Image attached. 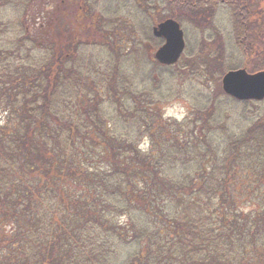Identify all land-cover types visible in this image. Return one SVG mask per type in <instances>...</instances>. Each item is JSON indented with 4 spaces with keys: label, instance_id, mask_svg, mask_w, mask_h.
I'll use <instances>...</instances> for the list:
<instances>
[{
    "label": "trees",
    "instance_id": "trees-1",
    "mask_svg": "<svg viewBox=\"0 0 264 264\" xmlns=\"http://www.w3.org/2000/svg\"><path fill=\"white\" fill-rule=\"evenodd\" d=\"M131 1L144 15H125L132 23L140 18L141 40L156 48L162 39L147 23L156 19L155 6L164 12L155 24L172 18L181 26L182 16L208 22L226 5L238 55L230 47L223 56L222 42L211 63L213 51L201 37L202 48L190 57L183 52L173 65L147 52L144 66L154 65L148 80L156 68L168 74L166 81L157 76L169 88L163 99L129 81L121 91L114 77L99 88L84 78L89 68L75 63V53L109 46L118 68V48L134 44L120 30L110 35L91 1L0 0V12L12 6L18 18L15 25L0 19V264H264V115L240 114L238 130L215 143L220 126L209 123L222 118L224 103L253 104L224 94L219 83L230 69H264L257 47L264 0ZM175 76L198 86L215 78L213 106L203 112L209 121L184 126L164 116L162 103L183 93ZM197 90L195 103L203 92ZM120 93L132 109L112 112L110 99ZM115 116L137 124L117 132ZM138 137L148 138L146 148ZM90 239L105 259L84 253Z\"/></svg>",
    "mask_w": 264,
    "mask_h": 264
},
{
    "label": "rangeland",
    "instance_id": "rangeland-1",
    "mask_svg": "<svg viewBox=\"0 0 264 264\" xmlns=\"http://www.w3.org/2000/svg\"><path fill=\"white\" fill-rule=\"evenodd\" d=\"M91 4L93 5L91 6L92 8H96L105 17L106 21L104 25L106 26V29L109 31L110 35H111V32L115 34L116 30L117 31L120 30L121 34L126 38L125 43L126 41H129V42H132L134 46L132 48H118V53H117L116 58L120 61V63H122V65H119L118 68L116 64H114L115 62L114 54H113L114 52L111 47L109 46H105V47L97 46L96 47L94 45H90L88 49L84 48L82 50V46H81V51H78L77 53H75V58L74 57L73 58L76 61L75 63H78L79 60H81L82 62H86V66L89 68L88 77H91V79H89L88 77H84V78L87 79V81H89L90 84H96L100 88V87H103L104 82H107L106 79L108 78L110 79L111 77H114L116 79V86L119 87L121 91L125 87H129V86H124L123 82L129 81L132 84L136 83L137 84L136 87L137 89H139V91H147L148 88H151L153 89L155 93H157L163 99V96L168 94L169 88L164 86L159 80V78H157V76L159 77L162 76L161 78H163V80L166 81L168 74L156 68L158 72L156 73L157 76H155L154 81H157V83L153 84L154 81L152 79L148 80V75L149 76L152 75V78H153V73H151L150 71L152 70L151 68L154 65L153 63H151V65L144 66V63L147 64L146 62L147 52L151 51L153 54L156 47H154L155 45L151 46L148 43H145L143 40H141L142 34L138 28V23L141 21L140 18L135 17L134 18L135 22L132 23L133 21L130 20V17L128 15H125V13H128V12L130 13V11L131 13H133L134 10H138L139 13H142V15H144L143 10L139 7V5L138 7L135 6V4L131 0H92ZM122 4H125L126 6H122ZM67 7L65 11L67 10ZM154 8L155 9L153 11L156 16L155 18L157 19V21L161 20L164 16V12L161 11V8L159 7L155 6ZM115 10H117V12H114ZM67 13L69 14L68 10H67ZM72 14H74V12H72ZM119 17L126 18L125 20L123 19L124 23L122 21L116 22V20H118L117 18ZM182 17L184 19H180L181 27L183 29L186 41L188 39V41L186 42L187 45L184 50V54H186L187 57H190V53L192 50L193 52H195L200 47L202 48L203 45L201 46V43L199 44L198 42L201 37L202 38L205 37V39H207L206 40L207 45L213 51L214 56L210 57L211 63L215 55H217V53L219 52V50H217V48L215 47L218 45L221 46L222 42H223V47L225 49L223 56L225 55L226 57L229 54L228 52L230 50V47L233 48V51H235V53L237 52L238 45L236 48L235 42L234 41L232 42L233 37L230 35L231 22H232L231 10L226 5L220 4V6H218V9L212 10V16L208 18L209 19L208 22L202 21V23L201 22L198 23V22H195V20H192L193 18L191 19L190 17H184V16ZM0 19H4L5 22L7 23L9 21L10 25L12 23L15 25L17 23L18 18H17V15L13 7L8 6L7 9H5L3 13L0 12ZM26 21H27V24L30 25L29 24L30 20L28 19ZM155 21H153L152 19H149V21H147V23L149 24L148 27L150 28L151 26H153V24H155L154 23ZM0 22L5 25L4 21L1 20ZM21 26L24 27V25H21ZM260 26L262 27V29H264L263 28L264 21L262 24H260ZM215 27L217 28L216 31H218V34L214 32ZM262 29L260 28L258 31L263 33V36L262 37L258 36V38H261V39L263 38V44L258 43L257 47L264 50V30ZM11 33L12 35H14L13 31H11ZM201 33H203L205 36L203 34L201 35ZM0 34H1V31H0ZM255 34H256V31L253 34L254 37H255ZM217 35H219L218 39L216 38ZM226 35H228V39L230 40V43H231L230 46L228 45L229 41L226 40L224 37ZM127 36H130L131 40H127ZM37 52L43 53L46 51L45 49L41 48ZM236 55L238 54L236 53ZM175 78L182 85L181 87L177 85V82L173 81L175 90L178 91V89L180 88V90L183 93L180 94L181 97H177L176 99L162 103L161 108H162L164 116L167 118H172L174 120L182 122L184 126L185 125L190 126V124L192 123H197L200 125V123L204 124L207 121H209V120H206L207 117L203 114V112L205 110V107H210L211 105L213 106V103H214L213 99L209 95L213 94V89H216V87L218 86V83H216L217 81L215 80V78L212 77L211 79H209V76H208L207 77L209 79L208 85L204 84L205 86H198L196 82H191L188 79L185 80V83H188V84H185L183 81H180V79L177 76H175ZM71 87L74 88L75 86L72 85ZM219 87L221 89V81L219 83ZM197 88H199L203 92H200V95H201L200 102L195 103L194 102L195 100L193 98L196 96V91L198 92ZM120 94H121L120 96H123V97H120L119 95L117 96L116 94L114 96V100L110 99V106L113 108L112 112H116V113L119 112L118 111L119 106H124V105H127L128 107H130V109H132L131 105H129L127 101L124 100L125 99L124 96L126 95L125 94L123 95V93H120ZM215 98L219 99L220 97H215ZM191 99H193V101ZM237 101L239 102V100ZM251 102H253V104L242 105V103H238L233 106H230L224 103L225 109H222L223 104L219 105L220 109L223 110L222 118L220 120H217L216 122L215 121L209 122L210 124L212 123L214 125L220 126V131L217 132L215 135H213L215 136V140H213L212 142L215 143L217 141H222L225 138L226 131L230 133V132L238 130L236 129L237 123L242 122V119L240 118V114L247 113L248 115H256V114L264 115V99L261 101H251ZM71 109L73 110L74 107H72ZM208 110L209 109H207V111ZM212 114H213V111H212ZM4 116H5L4 112L0 109V124L4 121ZM114 119H115V123L113 124V126L116 128L117 132H123V130H125L126 127L137 124V118L135 120L132 119V121H124L123 119H121V117L118 118L117 116H115ZM197 120L198 122H196ZM221 123L223 125H220ZM243 123L245 124V122ZM260 123L264 124V118L260 121ZM207 126L210 127L209 124H207ZM244 126H246V124ZM142 138L138 137L137 139L139 140V145L141 146V148L144 149L147 147V143L149 141H148V138H145V137H142ZM226 139L227 138H225L224 140ZM121 221H122V224H124L123 218L121 219ZM89 242H90L91 248L89 249L86 246L85 250H83L84 253L90 250L94 254V256L97 257L100 255V257L105 259L106 255L103 252L104 249L102 246L100 247L98 246L99 242H93V244H91L92 239H90ZM104 246L109 248V246L107 245H104ZM131 249L132 247L129 246V250ZM100 250L102 251V253H100ZM106 251L108 253L110 249ZM112 260L113 258L111 259V261ZM84 263L86 264L85 261Z\"/></svg>",
    "mask_w": 264,
    "mask_h": 264
},
{
    "label": "water",
    "instance_id": "water-1",
    "mask_svg": "<svg viewBox=\"0 0 264 264\" xmlns=\"http://www.w3.org/2000/svg\"><path fill=\"white\" fill-rule=\"evenodd\" d=\"M155 37L163 39L154 58L163 65L175 64L185 47L184 33L180 24L167 18L152 28ZM222 91L238 100L264 99V69L248 72L245 68L230 69L221 78Z\"/></svg>",
    "mask_w": 264,
    "mask_h": 264
},
{
    "label": "flooded vegetation",
    "instance_id": "flooded-vegetation-1",
    "mask_svg": "<svg viewBox=\"0 0 264 264\" xmlns=\"http://www.w3.org/2000/svg\"><path fill=\"white\" fill-rule=\"evenodd\" d=\"M86 1H92V0H86Z\"/></svg>",
    "mask_w": 264,
    "mask_h": 264
}]
</instances>
